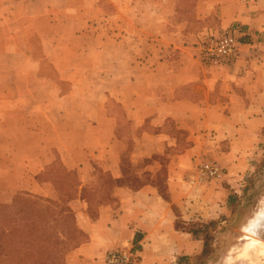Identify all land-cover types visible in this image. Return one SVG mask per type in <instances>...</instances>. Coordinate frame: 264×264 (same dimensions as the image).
Masks as SVG:
<instances>
[{
    "label": "crops",
    "instance_id": "1",
    "mask_svg": "<svg viewBox=\"0 0 264 264\" xmlns=\"http://www.w3.org/2000/svg\"><path fill=\"white\" fill-rule=\"evenodd\" d=\"M7 23L0 224L18 195L60 197L74 181L64 169L79 177L67 204L85 239L62 262L76 232L44 245L39 211L7 233L30 253L9 243L0 264H105L110 250L133 264H195L208 248L195 225L227 214L264 141V0H4L0 32ZM223 32L240 42L236 60L203 61L201 42ZM206 163L222 177L200 179Z\"/></svg>",
    "mask_w": 264,
    "mask_h": 264
},
{
    "label": "rangeland",
    "instance_id": "2",
    "mask_svg": "<svg viewBox=\"0 0 264 264\" xmlns=\"http://www.w3.org/2000/svg\"><path fill=\"white\" fill-rule=\"evenodd\" d=\"M4 0H0V2H3ZM12 16L8 17V14L6 13V18H11ZM5 18V19H6ZM9 25L8 23L5 25V27L2 28L0 34L2 37L4 35L8 37L9 34ZM5 44H2V50L8 49V42H4ZM32 46L35 53L39 55L40 51V43L38 42L37 38H34ZM1 49V47H0ZM7 65V60L0 59V67ZM4 76H7V74H1V78H4ZM1 99L8 100L9 92L8 90L1 91L0 93ZM262 148L259 150L260 153L255 155L253 157L252 163L254 164L250 171H247L246 174L242 179L238 181V186L234 190L236 193L233 194L235 196V204L230 207L227 214L219 221H211L208 223H202L199 225H195V228H198V230H201V232L207 237L208 239V248L206 249V253L196 259L195 264H228V260L235 259V262H232L234 264H264V254H260L251 262L243 263L241 260L242 258L239 257L241 249L244 247L248 241V238L254 239L255 244L253 247L255 249H260L262 244H264V241L254 237L251 232V228L254 224L249 227V224L251 223L253 217L262 209L264 208V141L260 144ZM51 172V171H50ZM48 175V172L46 175L42 176V181H51V179H54L50 175ZM63 173H65V178H73L74 181L66 183V185L60 186L58 185L57 189L60 192L61 196L59 197L58 194L53 190V188H47L51 191L52 197L50 199V203L45 202V200L42 199V197H30L24 195H18L14 202L11 204H7L5 208L9 210L8 214H6L7 219L5 220V224H0L3 228L1 230L4 232V235H7L8 229L9 231H14L13 228H16V224L19 221V217L25 220V216L31 215L33 213H36L38 216H40V209L43 208L45 205L50 206H58L56 209L62 208L64 211H66V215L63 212L61 215L64 217H68L66 219L67 228L59 229L57 227V223L61 222L62 218L61 215L58 216V218H55L54 223H51V225L45 224L44 222L40 225L41 228H43V239L42 242L44 245L47 246V244H50L52 241H59V242H68V236L66 234H56L60 231H63L64 233L66 231H75L76 234L72 236L74 240L69 244L65 249L61 252V260L62 262H65L67 259L68 254L71 252V250L79 245L81 242L84 241L85 236L81 231H78L76 229L75 225V218L74 213L72 212L70 206L67 204L68 200L72 198H76L78 196V174L77 172L70 173L63 169ZM57 174V173H55ZM44 179V180H43ZM52 182V181H51ZM55 182V181H54ZM55 184V183H54ZM25 186V184H24ZM55 186V185H54ZM60 199H59V198ZM86 198H90L86 193ZM52 199V201H51ZM17 211H21L19 214ZM54 211V210H53ZM264 211L261 210L258 216ZM15 212L17 214H15ZM257 216V217H258ZM52 222V221H50ZM55 227V228H54ZM249 227V228H248ZM37 228H39L37 226ZM34 229V228H33ZM39 232L41 231L38 229ZM249 230V232H248ZM49 232V235L48 233ZM6 233V234H5ZM40 234V233H39ZM54 234V235H53ZM20 235V234H19ZM15 235L14 239L11 235H7L9 241H6L5 246L3 245L0 255L1 258L8 259L9 257V243H13L15 247L17 248V253L19 254H27L30 253V251L27 249H18L19 244L23 243L22 235ZM17 237V238H16ZM20 237V238H19ZM63 237L65 239H63ZM57 238V239H56ZM21 240V241H20ZM28 242V241H27ZM41 242V243H42ZM246 242V243H245ZM245 243V244H244ZM243 246V247H242ZM11 254V253H10ZM56 255L54 257H49L48 259L55 260ZM64 260V261H63ZM61 262V263H62ZM52 263L54 261L52 260ZM55 264V263H54Z\"/></svg>",
    "mask_w": 264,
    "mask_h": 264
},
{
    "label": "built area",
    "instance_id": "3",
    "mask_svg": "<svg viewBox=\"0 0 264 264\" xmlns=\"http://www.w3.org/2000/svg\"><path fill=\"white\" fill-rule=\"evenodd\" d=\"M239 40L231 32L213 34L200 44L203 61L226 65L233 63L239 52ZM200 179L217 180L222 177V170L216 163H206L197 170ZM105 264H133L131 252L110 250L105 256Z\"/></svg>",
    "mask_w": 264,
    "mask_h": 264
},
{
    "label": "bare ground",
    "instance_id": "4",
    "mask_svg": "<svg viewBox=\"0 0 264 264\" xmlns=\"http://www.w3.org/2000/svg\"><path fill=\"white\" fill-rule=\"evenodd\" d=\"M256 232L259 236L264 237V211L258 216L251 228V232ZM254 239L248 238V241L245 245H243V249L240 251L239 257L242 258V262L248 263L251 262L254 258L259 256L260 254H264V244L260 247V249H255L253 245L255 244Z\"/></svg>",
    "mask_w": 264,
    "mask_h": 264
},
{
    "label": "trees",
    "instance_id": "5",
    "mask_svg": "<svg viewBox=\"0 0 264 264\" xmlns=\"http://www.w3.org/2000/svg\"><path fill=\"white\" fill-rule=\"evenodd\" d=\"M45 202L50 203L48 200H45ZM43 206L44 207L40 209V212L45 215V217L47 218L46 221L49 220V222L46 223V224L49 223V225H51V223L56 222L54 217L58 218L59 215H61L63 212H65L62 208L56 209V208H58V206H53L52 207L50 205H45V204ZM17 212L19 214L21 211H17ZM24 221H25L24 219H22L21 217H19V221L17 223L18 224V228L23 227V224L22 223H24ZM50 221H52V222H50ZM1 237H2V235L0 236V238Z\"/></svg>",
    "mask_w": 264,
    "mask_h": 264
},
{
    "label": "water",
    "instance_id": "6",
    "mask_svg": "<svg viewBox=\"0 0 264 264\" xmlns=\"http://www.w3.org/2000/svg\"><path fill=\"white\" fill-rule=\"evenodd\" d=\"M263 209H264V208H262L261 210H263ZM261 210H260V211H261ZM260 211H259V212L253 217L251 223L249 224V227L253 224V222H255V220H256L258 214L260 213ZM249 227H248V228H249ZM248 232H249V230H248ZM250 234H252L254 237L259 238V239H261V240L264 241V237L259 236L256 232L253 231V232H250Z\"/></svg>",
    "mask_w": 264,
    "mask_h": 264
}]
</instances>
